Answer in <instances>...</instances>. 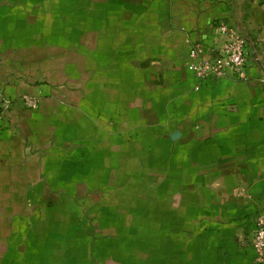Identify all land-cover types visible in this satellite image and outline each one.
<instances>
[{"label":"crops","instance_id":"0c3cea01","mask_svg":"<svg viewBox=\"0 0 264 264\" xmlns=\"http://www.w3.org/2000/svg\"><path fill=\"white\" fill-rule=\"evenodd\" d=\"M259 2L0 0V264H256L264 62L201 82L186 40Z\"/></svg>","mask_w":264,"mask_h":264},{"label":"built area","instance_id":"2783aa9c","mask_svg":"<svg viewBox=\"0 0 264 264\" xmlns=\"http://www.w3.org/2000/svg\"><path fill=\"white\" fill-rule=\"evenodd\" d=\"M211 29L212 42L210 45H204L201 40H186V43L190 45L188 57L192 60L187 70L201 82L224 78L245 81L249 64L256 60L255 44L226 24L214 23ZM198 88L197 86L196 90ZM22 100L29 108L37 106V101L33 98L23 97ZM7 102L6 100L0 102V115ZM254 226L255 231L248 246L254 252L255 263L262 264L264 263L263 215L256 216Z\"/></svg>","mask_w":264,"mask_h":264},{"label":"rangeland","instance_id":"374dc122","mask_svg":"<svg viewBox=\"0 0 264 264\" xmlns=\"http://www.w3.org/2000/svg\"><path fill=\"white\" fill-rule=\"evenodd\" d=\"M259 2V41L254 36L251 38L255 43L256 55H259V61L264 62V0Z\"/></svg>","mask_w":264,"mask_h":264}]
</instances>
